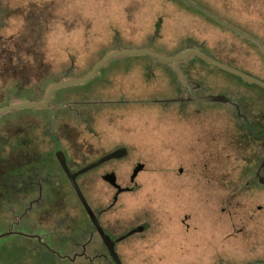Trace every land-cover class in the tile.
<instances>
[{
    "label": "rangeland",
    "instance_id": "obj_1",
    "mask_svg": "<svg viewBox=\"0 0 264 264\" xmlns=\"http://www.w3.org/2000/svg\"><path fill=\"white\" fill-rule=\"evenodd\" d=\"M195 1L263 42L264 26L261 24L236 22L226 7L216 0ZM160 9L164 10L163 15L160 14L163 20L154 27L159 15L156 12ZM194 12L177 0H0V69L7 75L16 72L18 78L17 85L14 81L6 84L10 78L5 79V85L1 83L0 108L10 103L43 99L49 86L83 77L110 52L148 48L173 56L190 40H197L205 50L212 51L215 60L264 81V58L255 45L233 35L229 28L212 19L193 18ZM244 48L249 50L247 55ZM190 58L194 60L193 66L185 59L165 63L149 55L115 57L89 81L59 89L51 109L22 108L1 115L0 195L4 181L12 182V188L6 193L9 199L15 200L18 196L23 199L32 192L19 191L18 182L12 176L19 171L21 184L26 183L25 175L29 171L25 170L32 165L33 149L40 143L45 154L55 150L58 146L55 142L60 139H50L44 134L46 131L63 132L60 147L82 158L81 163L78 160L80 165L123 145L130 154L96 167L81 180L79 178V184L95 208L99 203L111 201L115 194V188L103 180V174L112 172L118 184L125 186L137 164H143L135 177L136 195L127 198L134 203L129 209L116 212L122 223L116 229L123 228V224L128 226L150 220L151 227L146 238L127 240L122 251L125 263L249 264L248 248L264 250V231L243 233L238 237L234 234L243 221L247 226L254 225V220L248 219L250 207L241 209L249 199L238 196L235 187L214 181L217 176H213V170H218L222 164L217 161L220 156L211 161L208 169L202 158L204 155H201L205 152H195L198 142L207 133L221 135L220 140L227 142L231 137L239 138L237 130L227 119L224 123L218 115L213 117L219 114L218 103L205 104L207 113L192 115L179 122L177 117L174 118L176 113L172 107H160L162 102L152 96L169 97L177 79L174 67L186 69L192 66L189 70H206L211 87L218 92L231 93L236 89L251 95L253 102L250 101V105L256 110L250 108V114L260 116L264 109V88L242 85L237 76L201 62L197 57ZM131 76L133 80H127ZM126 81L135 84L130 91L140 92L146 98L145 102H131L126 107L124 102L104 101L90 106L98 98L108 100L117 96L119 85ZM79 99L85 102L84 107L76 105ZM3 100L6 102L2 103ZM58 105L63 108L54 111ZM187 105L188 110L198 107ZM79 107L83 113L89 111L92 114L93 120L88 124L85 119L89 116L75 117ZM110 111L111 116L108 115ZM208 124L213 127L206 128ZM158 138L161 141L156 143ZM231 151L226 150L227 156L232 155ZM219 154L225 156L223 152ZM37 168L38 175H46L45 167L39 165ZM220 171H225L223 179L227 182L229 169ZM56 175L63 179L59 170ZM208 176L214 178L213 183L207 182ZM54 177H50V184L41 185L49 190L48 203L31 204L29 200H21L18 205L19 216L25 210L40 216L48 210L44 218L19 219L21 229L49 227L50 230L44 232L46 237L38 230L31 239L14 234L0 235V264H92L90 251L86 252V257L79 248L64 245L63 237H80L89 227V221L85 208L65 176L63 186L60 185L61 196L55 195L58 186ZM37 179L44 181L43 178ZM8 200L4 198L0 202V213L7 212ZM223 208L230 214H223ZM109 216L115 215L110 212ZM159 221L164 225L160 226ZM115 223L118 222L115 220ZM186 223L191 225L189 231H186ZM56 227L61 235L52 230ZM162 228L168 234L165 239L160 236ZM41 239L47 240L48 246L41 245ZM79 252H83L82 255ZM74 254H78V258L71 261ZM95 264L100 263L95 261Z\"/></svg>",
    "mask_w": 264,
    "mask_h": 264
},
{
    "label": "flooded vegetation",
    "instance_id": "obj_2",
    "mask_svg": "<svg viewBox=\"0 0 264 264\" xmlns=\"http://www.w3.org/2000/svg\"><path fill=\"white\" fill-rule=\"evenodd\" d=\"M177 1L182 2L183 4H186L192 10L196 11V13L194 12L191 15L193 18L194 17L195 18L207 17L209 19L214 20L215 22H217L218 24L226 28H229V30L231 31L233 35L246 39L251 45H255L258 48V50L261 52V55L264 58V40L263 42H261L258 38H253L252 36L247 35V33H245L241 28L230 25L227 21L217 17L216 15H214L212 11L208 10L201 4L197 3L195 0H188L192 4L186 2L185 0H177ZM216 1H218V3H222L223 8L226 7V9L235 17L236 22H240L242 24L247 23V24H251L254 26L261 24L262 26H264V0H216ZM151 8H154V7H151ZM160 10L159 12L158 11L156 12V14H159V15L156 17V22H155L154 27L156 26L158 27L163 20L160 18L161 17L160 14L163 15L164 10L163 9H160ZM151 12L154 13L152 9H151ZM261 37L264 38V36H261ZM4 46L5 44L2 47ZM188 48L197 49L199 51H202L206 55L215 59L212 51L205 50L202 44L198 42L197 40L188 41L187 45L184 46L182 50L188 49ZM244 49H245L244 53L247 55L249 50L247 48H244ZM191 57H196V56H191ZM193 61L194 60H192V63ZM192 66H190V68ZM190 68L180 69V68L174 67L175 69L174 72L177 75V79L175 80V83H173L172 85L173 87L171 88V91H172L171 95H169V97H164V98H158V97L155 98V96H152V98L154 97L153 99L156 100L157 102H162L161 104H159L160 107H166V106H170L168 108L172 107L174 112L176 113V115H174V118L177 117L179 119L178 120L179 122H182L183 120L191 117L192 115H195V116L198 114L204 115L205 113H207L208 108L204 107L205 104L218 103L220 105L218 112L216 111L219 114H215L213 117L215 118L218 115L219 118L223 119L222 121L224 123H226L225 119H227L229 123H232L231 125L233 126V129L237 130V133H238L237 135L239 136V138L237 139L233 137L232 139L231 137L229 141H227L228 142L227 143L226 140L224 141L220 140L221 135L212 136V134L210 135L207 133V136L204 137L202 141L198 142L199 143L198 147L200 145L201 146L199 148L197 147L195 152L197 150L198 151L200 150L199 154L202 152H205L201 155H204V157L202 158L205 160V163H204L206 166L205 168H208V169L211 166L210 165V163H212L211 161H215L216 157L220 156L217 158V161L220 160L222 164L219 167H217L218 170H216L215 168L213 170L214 171L213 176L215 175L217 176L216 177L217 180H214V181L216 183L219 182L222 185L224 184V185L235 187V192L238 194V196H241V198L249 199L247 200V203L241 207V209L244 208V206H247V208L250 207L251 213L250 215H248V219H250L251 221L254 220V225L247 226L246 223L243 221L244 223L242 222V226L236 228L235 233H234L235 236L238 237L239 235L243 233L252 234L258 231H264V109H263V112H260V116H257V115L254 116L253 114L251 115L250 108L252 107L250 105V101L253 102L251 95H248L242 92L240 93L236 89H232L230 91L231 93L218 92L214 90L213 87H211V82L209 81V75L206 70H189ZM146 75L147 74H145V76ZM16 76H17L16 72H15V75L13 74L7 75L5 74L3 69H0V85L2 84L5 85L4 82L6 78H10V80L9 79L6 80V84H9L10 82L14 81V85H17L16 83L18 82L17 81L18 78ZM140 78H141V74L138 75L139 81H140ZM130 79L133 80L132 76L129 77L127 80H130ZM240 80L244 82L241 78ZM245 83H248V82H245ZM134 85L135 84H131V82H127V81L123 82L119 85L120 87L116 86V87H119L117 96L111 99H108V100L98 98L92 101L90 106L93 107L94 104H97L98 102H104V101L106 103L108 101L110 103H115V104L117 102H124L126 103L125 104L126 107L128 106V104H131V102L133 103L145 102L146 98L143 97L140 92L130 91V89L134 88ZM254 85L255 84H252V86ZM156 89H159V88L157 87ZM58 90L54 92L49 105L44 108H39V109H42V111L46 109H51V104L55 100L54 97ZM45 96H46V93H45ZM44 98L41 100L38 99V100H30V101L41 102L44 100ZM3 101L4 102L2 103L6 102V100H3ZM84 103L85 102H83V100L81 99L76 101V105L80 107H84L85 106ZM11 104H14V103H10L7 105H11ZM187 104H195L198 107L188 110ZM80 107H79V110L77 109V112H76L77 114L75 115V117L89 116L87 119H85L86 123L88 124L89 122L93 120V116L92 114H90L89 111L87 112L85 111L86 113H83L84 111H81ZM61 108H63V106L58 105V107H56L53 110L58 111ZM252 109L254 111L256 110L254 108ZM111 114H112V111H110L108 115L111 116ZM257 114H259V112ZM86 127L88 128V125H86ZM183 127L185 129V124H183ZM205 127L211 129V127L213 126L211 124H208V125H205ZM209 129L207 130V132L210 131ZM44 134L48 136L50 139L52 138L60 139V140H56L55 142L58 145L55 148V150L54 151L50 150L45 154L44 148L42 149L40 148V144H41L40 143L39 146H36L35 149H33L34 152H32V154L34 157H33L32 165L29 168L27 167L25 170V171H29L25 175L27 177L25 178L28 179L26 180V183L21 184V180L18 178L19 171L16 174L14 172L15 175L12 176V178H14V180L18 182L19 191H26V192L32 191V192L26 194V197H24L23 199L18 196L15 200H12V198L9 199L6 194L12 188V182L4 181L1 184L3 192L0 195V202H2L4 198L5 199L7 198V200L9 199L6 202V210L8 213L7 212L0 213V230H1L0 235L2 236L14 234L17 236H25L26 238L31 239L32 237H35L36 235V233H34L35 230H38V231L43 232L42 234L45 235L44 238L46 237V234H44V232L45 230H50L49 227L45 228L43 226V227L36 228L34 226V227H29L27 229H24V228L21 229L19 228V223H20L19 219L20 218L23 219L25 217L33 218L35 216L44 218L45 216L44 214H46L48 210L45 209L46 211L44 212V214L40 216L38 214L34 215L30 213L29 211L25 210L26 206H24L23 209L25 211H23V214L19 216L18 205L21 200L23 201L29 200L31 204H35L38 202L48 203L50 201V199L48 198L49 190L48 189L45 190L44 187L42 188L41 185L43 183L50 184L51 182L50 177L52 175L55 176L54 181L57 183V186H58L55 195H57V197L61 196L62 192H60L59 190L62 189L63 182H64V176H65L66 181L69 182L70 186H72V184L70 183V180L67 177L65 166L71 172L74 173V172L80 171L87 165L97 161L98 159L102 158L103 156L117 149L126 148L127 150L126 155L130 154L129 149L126 146L121 145L119 147L117 146L109 150L104 155H101L100 157H97L91 160L90 162H87V163L83 162V164L80 165L79 162L81 163V161H84L82 158H78L75 155H73V153H71L70 151L68 152L67 150H64L63 148L60 147V145H62L61 138H64L63 132L58 133V132L46 131ZM163 139L165 138L163 137ZM160 141L161 139L158 138L156 140V143ZM221 144H224V146H222ZM232 144H234V146H232ZM227 149L230 151L232 150L231 151L232 155L227 156L226 154ZM219 152H223L225 156H221ZM123 158H118V159H123ZM62 160H64V163L62 162ZM111 160H114V159H111ZM39 165H41V167L46 168L44 170V173L46 171L45 173L46 175H38L37 167ZM191 165L193 166V163H191ZM142 166L143 164L141 163L137 164V167L134 169L133 176H131L130 178L129 184L125 186H121L120 184H118L117 178L112 172H107L103 174L102 175L103 180H105L108 184H110L112 187L115 188V194L111 196V201H109L108 203H99L98 205L95 206V208L90 205L104 234L107 235L113 242L114 249L118 257L120 258V261L122 262V264H127L125 263V260L123 259V256H122V251L127 246L125 244L127 240L129 241L131 239L146 238L147 237L146 233L149 231L151 227L149 226L151 225L150 224L151 220H150V221H140V222H137V224L133 223V224H129L128 226L123 224V228L116 229L117 227H121L119 224H122L120 223L121 218H118V215L116 216V212L120 213L121 209H124V210L129 209V207L133 205L134 203V202L127 201V198H131L132 196L136 195L134 193L135 191H137L138 186H136L135 184V177L139 171L137 173H135V171L140 170ZM223 168H225V170L226 168L229 169L228 173H226L229 176V179L227 182L225 179H223L225 178V171L224 172L220 171V169H223ZM93 169L77 176L76 180L79 186H80L79 178L81 180L83 176L88 174V172L90 173ZM58 170L59 172L63 174L62 180L57 178L56 174L58 173ZM170 170H172L171 173L174 172L173 168H171ZM179 171L181 172L182 168H180ZM231 175H234L235 178H233ZM37 178H43L44 181L40 182L38 181ZM213 179L209 178L208 176L206 180L208 183H213L212 181ZM167 181H169V179H167ZM2 198L3 200L1 201ZM124 198L126 200H124ZM230 199L231 198H229V201ZM110 212L113 216L115 215L116 218L115 216L114 217L109 216ZM222 213L230 214V212H228V210L226 211L225 208H223ZM86 214H87L86 216L89 221V227L85 228V230L82 231L81 233L82 235L80 237L75 236V235L73 236L69 235V236L63 237L65 239L64 245L67 248L68 246L73 247V248H79L81 251L84 252V255L86 257L88 256L86 252L90 251L91 253L89 257L91 258L92 264H95V261H98L100 264H115V260L113 259L108 246L104 242L102 235L99 231V228L94 223V221H92V219L89 217L87 212ZM166 214L168 215L169 212H167ZM169 216L170 214L168 215V217ZM188 217L189 216H187L186 218ZM115 220L118 223H115ZM43 221L45 222L44 219ZM182 222L184 223V220ZM158 224L160 226L164 225L160 223V221ZM142 225H148V227L144 228L142 231H136V228ZM125 227L127 228L124 229ZM185 227L187 229L186 231H189L191 228V225H188V223H186ZM57 228L58 227L52 230L58 232V234L61 235V232H59ZM163 231L164 229L162 228L160 232V236L165 239L168 236V234L164 233ZM51 233L52 232H50V234ZM39 243L44 246V245H47L48 242L47 240L41 239ZM138 244H141V243H138ZM248 249H249L248 252L251 255V259H250L251 262L249 264H264V250L258 251L257 247L248 248ZM83 252H79L80 255H82ZM77 258H78V254L75 255V257L72 258L71 261H75Z\"/></svg>",
    "mask_w": 264,
    "mask_h": 264
},
{
    "label": "water",
    "instance_id": "obj_3",
    "mask_svg": "<svg viewBox=\"0 0 264 264\" xmlns=\"http://www.w3.org/2000/svg\"><path fill=\"white\" fill-rule=\"evenodd\" d=\"M186 2L192 4L190 1L185 0ZM123 55H149L153 58L159 59L165 63H175L184 59H187L188 57L191 56H196L199 59H201L202 61H204L206 64L208 65H212L215 67H218L224 71H227L237 77H240L244 82H248L250 84H255L258 85L262 88H264V81L260 80L254 76H251L241 70L235 69L225 63H222L218 60L213 59L212 57L206 55L205 53H203L202 51H199L197 49H184L181 50L180 52H178L177 54L173 55V56H167L164 55L162 53L153 51L151 49L148 48H139V49H132V50H116L113 52H110L109 54H107L101 61H99L96 65H94V67L83 77L81 78H75V79H67V80H63L61 82H57L55 84H52L47 92H46V96L44 98L43 101L41 102H32V101H22V102H18V103H14L11 105H7L4 106L2 108H0V116L16 110V109H22V108H44L46 106L49 105L53 94L56 90L61 89L63 87L69 86V85H77V84H82L85 83L87 81H89L90 79H92L97 72L104 67L111 59L115 58V57H119V56H123ZM126 148H120L117 149L105 156H103L102 158L98 159L97 161L87 165L86 167H84L83 169H81L80 171L77 172H71L66 166H65V171L67 174L68 179L70 180V183L72 184L73 188L75 189L79 200L81 201L83 207L85 208L86 212L88 213L89 217L92 219V221H94V223L97 225V227L99 228V231L102 235V238L104 240V242L106 243V245L109 248V251L113 257V259L115 260V264H122V262L120 261V258L118 257L115 249H114V244L111 241V239L104 234L102 228L100 227L98 220L90 206V204L88 203L85 195L83 194L80 186L77 183V176L111 160V159H118V158H123L126 155ZM62 162L64 163V160H62ZM139 170H136L135 173H137ZM148 227V225H142L136 228V231H142L144 228Z\"/></svg>",
    "mask_w": 264,
    "mask_h": 264
},
{
    "label": "trees",
    "instance_id": "obj_4",
    "mask_svg": "<svg viewBox=\"0 0 264 264\" xmlns=\"http://www.w3.org/2000/svg\"><path fill=\"white\" fill-rule=\"evenodd\" d=\"M193 59V58H192ZM192 59L191 58H187V59H185V60H190L191 61V63H192ZM200 60V59H199ZM201 62H203L202 60H200ZM238 78V77H237ZM239 79V81L240 82H242L241 80H240V78H238ZM242 84L243 85H247V86H252V84H249V83H245V82H242Z\"/></svg>",
    "mask_w": 264,
    "mask_h": 264
}]
</instances>
